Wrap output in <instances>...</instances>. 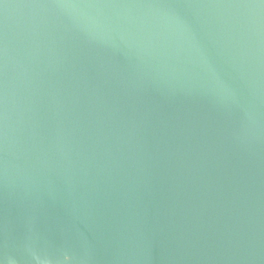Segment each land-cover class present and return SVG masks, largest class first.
I'll return each instance as SVG.
<instances>
[{
	"label": "water",
	"instance_id": "obj_1",
	"mask_svg": "<svg viewBox=\"0 0 264 264\" xmlns=\"http://www.w3.org/2000/svg\"><path fill=\"white\" fill-rule=\"evenodd\" d=\"M0 264H264V0H0Z\"/></svg>",
	"mask_w": 264,
	"mask_h": 264
}]
</instances>
